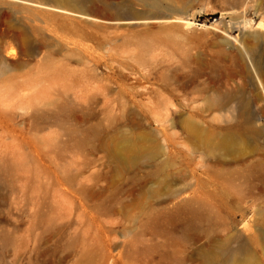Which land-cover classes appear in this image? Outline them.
<instances>
[{
    "label": "rangeland",
    "instance_id": "374dc122",
    "mask_svg": "<svg viewBox=\"0 0 264 264\" xmlns=\"http://www.w3.org/2000/svg\"><path fill=\"white\" fill-rule=\"evenodd\" d=\"M48 1L0 0V264H264V0Z\"/></svg>",
    "mask_w": 264,
    "mask_h": 264
},
{
    "label": "bare ground",
    "instance_id": "6f19581e",
    "mask_svg": "<svg viewBox=\"0 0 264 264\" xmlns=\"http://www.w3.org/2000/svg\"><path fill=\"white\" fill-rule=\"evenodd\" d=\"M12 2H18V0H11ZM143 3H148L153 7L158 6V0H140ZM49 3L54 4H46L49 7H53L57 4L59 6H55L54 9L58 8L60 11L64 10L66 11L67 8H74V0H49ZM76 5V4H75ZM77 8V6H76ZM75 9V8H74ZM68 13V12H67ZM253 38H255L253 36ZM243 53L248 58V61L250 62L251 68L256 73L255 76L257 78V81L260 84L261 87V78L264 77V67L259 64L257 58H256V47L254 45H249L247 42L243 43ZM248 62V63H249ZM264 91V87H261ZM232 98V97H231ZM231 98H224L227 104H230ZM212 103H217L215 101H212ZM241 104L244 105V107H247V103L244 101H241ZM206 138V136H205ZM206 140V139H204ZM234 138L232 137H219L217 139L212 140H206V142L210 143H216L215 146L219 147V144H223L226 147H230L233 145ZM233 239V238H232ZM227 239L222 244L215 246V249L211 250L210 252H204L201 256V263L200 264H256L253 257L248 253V250L244 245H240L238 248L233 249L230 245L234 241V239ZM234 243V242H233Z\"/></svg>",
    "mask_w": 264,
    "mask_h": 264
}]
</instances>
